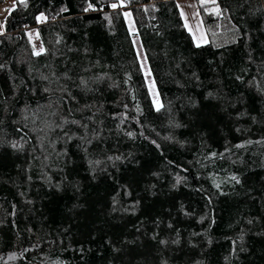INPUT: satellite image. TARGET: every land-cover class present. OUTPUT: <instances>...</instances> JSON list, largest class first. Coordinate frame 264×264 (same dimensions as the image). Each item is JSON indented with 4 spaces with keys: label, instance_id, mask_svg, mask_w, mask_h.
<instances>
[{
    "label": "trees",
    "instance_id": "obj_1",
    "mask_svg": "<svg viewBox=\"0 0 264 264\" xmlns=\"http://www.w3.org/2000/svg\"><path fill=\"white\" fill-rule=\"evenodd\" d=\"M212 1L196 46L175 0H14L0 264H264V0Z\"/></svg>",
    "mask_w": 264,
    "mask_h": 264
},
{
    "label": "rangeland",
    "instance_id": "obj_2",
    "mask_svg": "<svg viewBox=\"0 0 264 264\" xmlns=\"http://www.w3.org/2000/svg\"><path fill=\"white\" fill-rule=\"evenodd\" d=\"M212 2H213L212 0H207L208 5L210 6H212L211 5ZM14 7H15L14 0H3L0 2V35L3 34L4 23L9 13L14 9ZM122 13H123L127 28L129 30L128 32L132 39L135 54L137 56L138 63H139L140 72L144 78V83L147 89L149 99L153 105V108L158 111L161 108V102H160L158 92L156 90L155 83H154L152 74L150 72L145 54L142 50L140 41L138 40L136 36H134L135 26H134L133 17L131 13L128 11H124ZM196 14H197V11H195L194 16L188 15L187 17L185 16L184 19L182 18V20H183L184 26L185 24L187 26V28L185 26L187 32L191 35V37L193 36L194 38L197 39V36L200 33L204 34V29H203L201 21L199 19L197 20ZM39 19H41V17H39ZM229 28H230V25L228 23H222L221 25H219V27L212 28V36L214 37L217 43H220L224 39V36L229 31ZM26 39L32 51L31 52L32 55H38L43 52L44 50L43 45H42L41 39L39 37L38 31L36 28L27 29ZM23 57L27 58L28 54H25ZM24 60H21V61H24Z\"/></svg>",
    "mask_w": 264,
    "mask_h": 264
},
{
    "label": "crops",
    "instance_id": "obj_3",
    "mask_svg": "<svg viewBox=\"0 0 264 264\" xmlns=\"http://www.w3.org/2000/svg\"><path fill=\"white\" fill-rule=\"evenodd\" d=\"M175 1L177 2L179 11H180L183 19L185 16L187 17L188 15L194 16L195 11H197V14H196L197 20L199 19L201 21L195 0H175ZM201 23H202V21H201ZM185 26H186V24H185ZM202 26H203V24H202ZM186 28H187V26H186ZM203 29H204V27H203ZM192 39H193V42L196 46H202V45H205L209 42L208 36L205 32V29H204V34L200 33L197 36V39L192 36Z\"/></svg>",
    "mask_w": 264,
    "mask_h": 264
}]
</instances>
